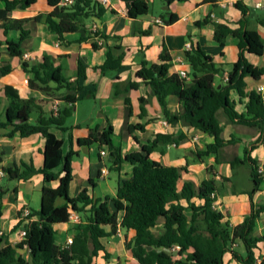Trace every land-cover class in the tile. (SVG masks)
<instances>
[{
    "label": "trees",
    "instance_id": "16d2710c",
    "mask_svg": "<svg viewBox=\"0 0 264 264\" xmlns=\"http://www.w3.org/2000/svg\"><path fill=\"white\" fill-rule=\"evenodd\" d=\"M5 3L0 8V28L5 32L18 30L17 40L0 39V47L8 46L11 56L23 59L25 54L22 42L29 36L30 31L24 27L27 18H14L12 12L18 7L27 8L37 0H2ZM63 0H47L52 8L47 13H39L32 17L38 22L46 24L47 28L58 35L61 43H67V34L85 30L92 18L102 19L107 7L100 0H73L70 4H62ZM127 6L128 15L132 18L150 12V0H122ZM169 7L175 1L163 0ZM211 0H205L208 2ZM235 6L243 13L233 28L222 22L215 23V39L224 46L230 34L239 37L238 58L232 64L225 83L219 86L215 78L223 68L199 44L191 43L186 49L185 58L190 65V79L181 77L178 73H171L172 55L164 45L160 54V62L150 63L143 59L137 75L148 84L157 96L162 112L169 121L181 120L187 125L195 127L214 137V141L206 145L205 149L197 150L199 158L215 155L217 162L222 161L223 148L227 144L235 143L238 138L223 137V127L218 117L222 110L232 123L248 126L259 133L256 143H264V100L258 90L247 91V77L261 78L264 76V66L258 67L250 62L247 53L262 55L264 53V38L256 30L248 27L246 14L249 11L245 0H236ZM169 12V11H167ZM164 15L162 16V18ZM176 13H171L164 21L171 24L178 20ZM210 22L205 17L196 22L202 25ZM150 33V30L143 31ZM90 37L95 49L104 47L105 62L98 66L102 72L118 70L125 66L124 56L117 55L115 48L120 44H111L110 40L118 39L117 35H107L98 29L90 28ZM87 37L82 36L80 40ZM23 68L31 75L30 85L38 88L45 95L59 99L66 103L60 107L57 114L53 109L46 110L43 99L30 96H21L18 88L6 85L4 95L8 100L6 117L0 114V128L12 127L6 136L19 133L21 137H29L40 133L45 139L44 165L37 168L33 163L20 161L11 166H4L5 176L14 180H28L37 173L43 174L44 185L41 190V206L31 209L32 216H38L24 227L26 236L17 243H11L7 235L0 233V264H95L94 260L101 251L108 260L112 254L106 249L102 239L117 232L120 225L126 231L133 230L134 235L126 239L125 246L129 249L139 264H224V255L231 251L238 262L243 264H264V254L257 256L259 244L264 235L257 236L254 229L257 220L264 212V203H256L254 195L264 183V169H261L257 160L251 155V148L246 147L242 157L231 161L232 168L237 165H250L252 187L248 193L251 200V211L244 219L233 225L216 207L217 193L220 190L215 175L205 179L196 189L192 181H184L180 185L183 171L186 166L164 165L153 160L150 155L159 142H173L172 135L159 133L154 139L142 145L138 152L122 153L121 147L113 142V125L108 121L103 131L97 128L91 130L90 137H80V145L88 144L90 140L106 145L111 157V169L120 170L125 161L134 165L131 177L123 180L118 186L117 196H109L94 200L87 190H82L78 196L71 197L70 186L73 181V158L78 151L73 148V136L70 134L71 146L67 153L63 150V140L60 139L51 127L69 129L66 121L74 113L77 93L81 89L79 79L86 76V67L80 61L78 77L74 80L63 75V65L51 55L44 54L37 62H22ZM12 71L10 62L0 66V74L5 75ZM139 83L130 81L126 92L137 88ZM118 92V85L114 93ZM237 92L239 100L232 97ZM175 95L179 99L180 111L172 112L168 108V96ZM247 98L245 109L239 111L238 102ZM148 98H141L142 113L146 114L144 104ZM126 104L131 107V100L126 96ZM71 104V105H70ZM37 114L33 118L34 114ZM131 132L145 129V124H130ZM1 161V158H0ZM61 166V172L55 169ZM58 180L56 187L48 183ZM227 180L223 178V181ZM1 181V180H0ZM18 189L15 188L14 191ZM8 189L0 182V220L3 216V197ZM214 193V195H213ZM59 198L64 199L58 204ZM199 199V203L196 200ZM113 204L114 210L110 204ZM192 210L191 217L186 209ZM76 210L82 216L85 224L77 226V234L73 242L65 246L56 244L57 230L55 224L69 221L70 210ZM120 213L122 217L120 218ZM163 218V227L157 234L153 230ZM21 226L18 223V227ZM110 228V230L108 229ZM241 241L244 252L234 249L235 243ZM92 245V246H91ZM179 245L180 250L172 251L173 246ZM27 251L28 257L22 252ZM115 264H126L121 260Z\"/></svg>",
    "mask_w": 264,
    "mask_h": 264
},
{
    "label": "crops",
    "instance_id": "0c3cea01",
    "mask_svg": "<svg viewBox=\"0 0 264 264\" xmlns=\"http://www.w3.org/2000/svg\"><path fill=\"white\" fill-rule=\"evenodd\" d=\"M110 4L102 19L92 18L88 23V31L79 30L67 34V43H61L58 35L50 31L46 24L38 22L32 17L39 13L51 11L47 0H37L27 8L18 7L12 12L14 18H27L24 27L30 31L29 36L22 42L25 53L33 55V59L40 61L44 54L51 55L57 62L63 65V75L67 79L78 77V65L81 61L86 67V76L79 79L81 89L77 93L78 100L75 102L74 113L71 116V124H67L69 129L51 127V130L63 140V150L67 153L71 146L70 134L73 136V148L78 151V155L73 158V181L69 194L76 197L86 189L89 196L94 200L107 196L114 198L117 196L118 186L123 180L133 174L134 165L128 161L121 164L120 170L111 169L112 161L106 145L100 146L98 142L90 140L88 144L80 145V137H90L92 129L103 131L109 121L114 127L112 135L115 145L121 147L122 153L138 152L142 150V145L154 139L159 133L172 135L173 142L161 141L152 151L150 157L164 165L186 166L187 171H183L180 185L184 181H192L198 189L203 180L215 175L216 180L222 181V187L217 193L216 207L225 215L233 225L241 222L251 211V200L249 189L252 187L250 176V165H237L232 168L231 161L236 157H242L246 147L256 143L259 133L242 124L232 123L222 110L218 112L221 125L223 127V137L231 138L233 135L238 138L235 143L227 144L223 148L222 161L219 163L215 155L203 156L199 158L197 150L205 149L206 145L214 141V137L195 127L187 125L181 120L169 121L162 112V106L154 94L152 88L137 75L143 59L150 63L160 62V54L164 45L172 55L171 73H178L185 70L190 73V65L186 61L185 51L188 42L199 44L214 61L221 65L223 71L216 76L215 82L221 85L225 83L232 64L238 58L239 37L230 34L226 43L222 46L214 36L215 23L222 22L238 27L237 22L243 18L242 11L235 6L236 0H185L175 1L169 7L162 3L163 14H154L155 0H150V12L135 19L128 15L125 2L122 0H110ZM262 2L258 7L256 3ZM249 7L246 14L248 27L256 29L264 38V0H245ZM5 3L0 0V8ZM169 11V12H167ZM171 13H176L179 18L171 24L157 22V19H165ZM164 17L162 18V16ZM210 17V22L197 25L196 22ZM97 27L98 31L113 36L118 39L110 40L111 44H120V48H115L117 55L124 56L125 66L118 70H107L102 72L98 66L106 60L104 47L95 49L92 41L97 38L90 37V28ZM150 33H144L145 30ZM20 32L10 30L8 33L0 28V39L17 40ZM86 36L85 40H80ZM99 41V40H98ZM101 42V41H99ZM247 58L255 66H264V53L257 55L247 53ZM19 56H11L8 53V46L3 44L0 47V66L5 62H10L12 71L0 74V114L6 117L8 100L4 95L6 85H13L18 88L22 97L34 96L47 101L46 110L53 107L55 101H59V106L66 103L59 99L45 95L36 87L30 85L31 75L23 68ZM130 81L139 83L137 88H132L126 92V87ZM246 90H258L260 85H264V76L261 78L247 77ZM118 85V92L115 94V86ZM126 96L131 100V107L126 104ZM149 100L144 104L146 114L142 113L141 98ZM232 97L239 100L237 92L232 93ZM168 108L172 112L180 111L179 99L175 95H169ZM247 98H242L238 102L239 111L245 109ZM71 105V104H70ZM37 114L35 113L33 118ZM142 123L145 129L130 131L129 125ZM12 127L0 128V171L4 166H11L14 163L25 161L33 163L37 168L44 165L45 139L42 134L36 133L29 137H21L19 133L14 136H6ZM101 150H105L104 155ZM251 155L257 160L261 169H264V143H256L255 148H251ZM113 171V172H112ZM61 172V166L55 169ZM223 178L227 180L223 181ZM59 181L48 183L49 186L56 187ZM44 185L43 174L37 173L28 180H17V184L12 189L11 194L7 192L3 197V216L0 220V231L7 235L11 243L20 242L18 215L19 210L24 205L31 208L29 189L33 188V200L37 193V203L41 201V190ZM17 188V191L14 189ZM9 189V188H8ZM62 199V198H61ZM59 198V200H61ZM256 203H264V183L260 190L254 195ZM199 203V199L196 200ZM41 206V205H40ZM114 210L113 204H110ZM40 208V207H39ZM33 208V209H39ZM32 209V208H31ZM186 213L191 217L192 210L186 209ZM120 213V218L122 217ZM80 216H82L80 214ZM35 216L34 219H37ZM164 219H159L158 225L153 229L159 233L163 227ZM80 224H85L82 219ZM79 223L72 221L61 222L55 225L57 230L56 244L67 245L70 238L77 234ZM110 230V228L108 227ZM257 236L264 235V212L254 229ZM134 231H126L120 225L117 232L102 239L106 249L112 254L109 264H115L118 260L126 264H139L133 257L131 251L126 248L125 241L133 237ZM92 246V245H91ZM234 249L244 252V245L238 241ZM26 257L28 253L22 252ZM257 256L264 254V240L259 244L256 251ZM103 260L104 252L101 251L95 258V264H105ZM260 262V258L258 260ZM258 262V264H259ZM224 264H243L238 262L233 253L228 251L224 255Z\"/></svg>",
    "mask_w": 264,
    "mask_h": 264
},
{
    "label": "built area",
    "instance_id": "2783aa9c",
    "mask_svg": "<svg viewBox=\"0 0 264 264\" xmlns=\"http://www.w3.org/2000/svg\"><path fill=\"white\" fill-rule=\"evenodd\" d=\"M101 3L104 5V6H109L110 4V0H100ZM73 0H63L61 3L62 4H70L72 3ZM256 5L258 7L262 6V2L261 1H258L256 3ZM157 22H161V23H165V21L163 19H157ZM97 27L94 26L93 27V30H96ZM191 43L188 42L187 45H186V48L189 49L191 48ZM23 59L26 60V61H31L33 60V55L29 52H26L24 55H23ZM178 74L181 76V77H184V78H187V79H190V76L189 74L185 71V70H180L178 72ZM258 91L262 94L263 96V100H264V85H260L258 87ZM59 101H55V103L53 104V107L52 109L54 110V113L57 114L58 111H59ZM106 153L105 150H101V154L104 155ZM5 172L3 170L0 171V180H2V178L5 176ZM214 195V193H213ZM35 216H32L31 215V208L28 206V205H24L23 207L20 208L19 210V215H18V223H20L21 226H19V237H20V241L23 240L26 236V229H25V225L28 224L29 222H31L32 220H34ZM69 220L72 221V222H75V223H80L82 218L80 216V213H78L76 210H73L71 209L70 210V216H69ZM0 233L2 234L3 232L0 231ZM73 242V238H70L68 243H72ZM180 250V246L179 245H175L173 246L172 248V251L174 253L178 252Z\"/></svg>",
    "mask_w": 264,
    "mask_h": 264
},
{
    "label": "rangeland",
    "instance_id": "374dc122",
    "mask_svg": "<svg viewBox=\"0 0 264 264\" xmlns=\"http://www.w3.org/2000/svg\"><path fill=\"white\" fill-rule=\"evenodd\" d=\"M162 3H164L163 0H155V4H154V6H153V8H154V14H156V15H162V14H163L164 11H163V8H162ZM31 61H36V60L33 59V60H31ZM67 120H68V121H67V124L70 125L71 122H72V118L69 117ZM112 172H113V171H112ZM0 182H1V184H2L4 187H6L7 189L9 188L8 191H7V192H9V194H11L12 189H13L14 186L17 184V180L10 179V178H8L7 176H4ZM217 184H218L219 188L221 189V187H222V181H218V180H217ZM29 195H30V197H31V200H30L31 208H32V209H33V208H39L40 205H41V201L37 203V197H38L37 193H36V195L34 196V197H36V202H35V199L33 200V188H30V189H29ZM60 199H61V198H60ZM63 202H64V199L58 200V204H62ZM57 224H58V223H57ZM55 225H56V224H55ZM26 253H28V252L26 251ZM103 262H104L105 264H109V260H103Z\"/></svg>",
    "mask_w": 264,
    "mask_h": 264
},
{
    "label": "water",
    "instance_id": "95a60500",
    "mask_svg": "<svg viewBox=\"0 0 264 264\" xmlns=\"http://www.w3.org/2000/svg\"><path fill=\"white\" fill-rule=\"evenodd\" d=\"M220 86V85H219Z\"/></svg>",
    "mask_w": 264,
    "mask_h": 264
}]
</instances>
